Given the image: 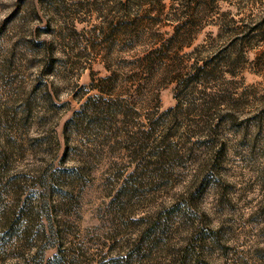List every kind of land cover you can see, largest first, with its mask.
Here are the masks:
<instances>
[{"label": "rangeland", "instance_id": "374dc122", "mask_svg": "<svg viewBox=\"0 0 264 264\" xmlns=\"http://www.w3.org/2000/svg\"><path fill=\"white\" fill-rule=\"evenodd\" d=\"M0 264H264V0H0Z\"/></svg>", "mask_w": 264, "mask_h": 264}]
</instances>
